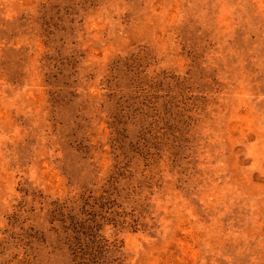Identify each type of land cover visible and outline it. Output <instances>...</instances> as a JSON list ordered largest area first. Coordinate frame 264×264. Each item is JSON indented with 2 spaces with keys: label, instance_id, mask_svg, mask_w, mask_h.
I'll list each match as a JSON object with an SVG mask.
<instances>
[{
  "label": "rangeland",
  "instance_id": "obj_1",
  "mask_svg": "<svg viewBox=\"0 0 264 264\" xmlns=\"http://www.w3.org/2000/svg\"><path fill=\"white\" fill-rule=\"evenodd\" d=\"M0 264H264V0H0Z\"/></svg>",
  "mask_w": 264,
  "mask_h": 264
}]
</instances>
